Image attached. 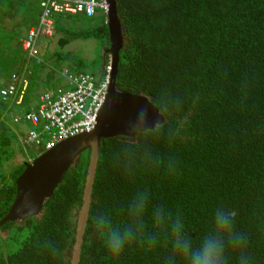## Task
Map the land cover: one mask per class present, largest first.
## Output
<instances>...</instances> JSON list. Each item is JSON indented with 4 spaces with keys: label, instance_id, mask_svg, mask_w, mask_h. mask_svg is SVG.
<instances>
[{
    "label": "trees",
    "instance_id": "obj_1",
    "mask_svg": "<svg viewBox=\"0 0 264 264\" xmlns=\"http://www.w3.org/2000/svg\"><path fill=\"white\" fill-rule=\"evenodd\" d=\"M45 1L30 21L14 10L7 16L13 0H0V92L18 82L22 40L42 18ZM115 10L122 38L116 90L144 96L162 119L133 136L101 139L78 264H163L170 245L152 210L181 215L196 237L218 204L237 211L235 227L247 237L252 264H264V0H115ZM98 13L102 19L94 24ZM60 14L66 15L50 16L55 33L41 57L23 68L28 88L22 104L13 103L6 115H20L21 134L42 128L24 115L37 112L45 92L62 89L53 87L57 72L62 81L66 71L103 79V69H72L80 66L68 48L75 39L97 36L106 61L105 15L96 10L84 20L88 28L75 29V23L69 33L68 19L77 14ZM21 23L26 32L16 39L11 31ZM33 72H39L36 79ZM1 98L0 116L9 104ZM13 135L0 122V220L25 167ZM88 163L89 149L76 157L37 214L0 226V264H70ZM140 191L150 199L146 234L159 233V243L136 240L115 256L95 222L108 215L114 226L129 223L128 204ZM229 255L235 264L237 252L230 249Z\"/></svg>",
    "mask_w": 264,
    "mask_h": 264
},
{
    "label": "water",
    "instance_id": "obj_2",
    "mask_svg": "<svg viewBox=\"0 0 264 264\" xmlns=\"http://www.w3.org/2000/svg\"><path fill=\"white\" fill-rule=\"evenodd\" d=\"M106 2L110 43L107 52L111 57V72L105 100L97 115L96 125L91 132L63 140L27 164L15 181L16 191L13 202L0 220L1 226L7 221L37 214L44 200L53 193L76 157L82 151L89 149L88 170L82 204L77 214L70 264H78L79 260L101 139L119 135L133 136L138 131L153 128L162 119L144 96L116 90L115 76L122 38L116 16L115 0H106Z\"/></svg>",
    "mask_w": 264,
    "mask_h": 264
},
{
    "label": "clouds",
    "instance_id": "obj_3",
    "mask_svg": "<svg viewBox=\"0 0 264 264\" xmlns=\"http://www.w3.org/2000/svg\"><path fill=\"white\" fill-rule=\"evenodd\" d=\"M107 12L101 11V13L105 15L104 20L106 24H107V19H106ZM57 14L60 13H53L52 15L57 16ZM77 15L82 16V14H77ZM86 18H90V17H86ZM40 22L41 19L38 21V24H35L29 28L26 37L28 36L31 30L37 29L39 27ZM53 23L54 22L52 20V29H53L52 37L55 33ZM41 28L43 29V31H45L44 26H42ZM42 42L45 43L50 42L49 37H47L44 34H40V37L37 43L35 44V48L37 50L35 55H30L29 53L25 52L22 48L23 52H25L24 54L25 60L23 58L21 59L22 61L21 66L23 68L24 67L27 68L28 60L30 59L38 60L41 57V55L43 54L42 51L46 47L43 46L42 49L39 50L38 46L41 45ZM109 48L105 49V52H107ZM108 65H110L111 67V57H108L104 63L103 72H102L103 78ZM20 73L22 74L23 72H19V75ZM21 79H22V75L18 78L17 80L18 82L16 83V85L11 86L14 88L13 93L8 94L7 96L1 98L2 100H8L9 104H7L4 113L1 114L0 122H4L7 125L11 124L13 128L10 127L9 125L8 126L11 129H13L17 137L22 140L24 146L38 148L40 152L37 156H39L40 154H42L43 152L49 149H45L43 145L41 146L31 145L25 141L27 133L30 130H35V129L27 130L24 134H21L22 131L21 133L19 132L20 122H21L20 115L12 113L9 120L5 116L6 111L11 110L13 103L16 105H21L23 102L24 94L26 93V90L28 88V80L27 79L21 80ZM63 82L67 83L65 78V73H64ZM9 88L10 87L8 86V88L6 87L5 90H9ZM40 102L42 103V97L40 99ZM27 114L24 115V117H26ZM14 127H16V129ZM89 132H85V133H89ZM35 158L27 159V161H25V166L27 164H30ZM149 209H150L149 196L146 191H140L133 196V198L128 204L127 211L131 219L130 222L124 225L123 227L114 226L111 218L108 215H104L103 217H100L96 220L95 223L97 230L104 236L105 247L113 255L115 256L120 255L125 249L126 245L136 240L146 239L153 246L159 243V239H160L159 233L146 234L145 231L146 228L145 215L149 211ZM151 215L154 223L161 224L164 226L165 236L168 239L170 245V247L167 250V254L164 258L163 264H233V259L229 255L230 249L237 252V255L235 256V264H252V254L247 250V237L244 233H241L236 230L235 225H236L237 211L233 208H230L224 204H218L214 206L208 218V222H207L208 227L206 228V230L201 232L196 237H193V235L186 229L184 219L179 214H173L169 212L166 208L160 207L152 210Z\"/></svg>",
    "mask_w": 264,
    "mask_h": 264
},
{
    "label": "built area",
    "instance_id": "obj_4",
    "mask_svg": "<svg viewBox=\"0 0 264 264\" xmlns=\"http://www.w3.org/2000/svg\"><path fill=\"white\" fill-rule=\"evenodd\" d=\"M42 5L45 8L39 27L31 30L22 41L23 50L30 55L37 52L35 44L40 34L52 37L50 16L53 13L82 14L91 17L96 10L103 12L108 10L106 0H46ZM42 26L45 27V31ZM110 71L111 67L108 65L100 82L87 74L66 71L67 83L73 84L75 88L58 90L56 93L48 92L42 96V103L37 112L28 113L26 116L34 126L42 122V128L39 131L30 130L25 141L50 149L62 140L91 131L104 103ZM13 90L14 88L10 87L9 90H2L0 94L5 97L13 93Z\"/></svg>",
    "mask_w": 264,
    "mask_h": 264
},
{
    "label": "rangeland",
    "instance_id": "obj_5",
    "mask_svg": "<svg viewBox=\"0 0 264 264\" xmlns=\"http://www.w3.org/2000/svg\"><path fill=\"white\" fill-rule=\"evenodd\" d=\"M16 1L17 0H13V2L10 4L7 16H9V14L12 12V10H14L16 12L21 13L22 17H26V18L30 19V21L37 18L38 11H39L38 5H39L40 0H23L18 4L16 3ZM60 15L64 16L66 14H57V17ZM8 19L9 18H7V21H6V28L8 26ZM101 19H102V17L99 13L97 15H94V17L92 18L94 24H98L100 22L99 20H101ZM84 20H89V19L84 18V17L79 16V15L69 17L68 24H66V30L69 31V33L73 32V29H74L73 27H74L75 23H76L75 29L77 27L88 28L89 25L87 23H85ZM54 29H55V25H54ZM25 32H26V28L24 27L23 23H21L16 29L11 31V33L14 35V37L16 39H18ZM47 44L48 43L42 42L41 45H39V46L43 47V46H46ZM101 46H102V43L100 42V40L97 36L95 38H90L89 40H86V41L80 40V39H75L73 42V47L71 49L68 48L69 49L68 51H70L69 54L74 58V61L77 64H79L80 68H77L74 65L72 67V69H75V70H78L81 72L88 71V72L93 73V74H98L103 69L104 63H105V61L102 60L103 54L101 53L102 52ZM19 67H20V72H22V71L24 72L23 67L20 65H19ZM61 67L62 66H60V65L58 66L59 69ZM58 68H57V71H59ZM60 73L61 72L56 73V77L60 80L57 82H53V87L60 86L64 90L74 89L75 86L73 84L64 83L62 81ZM47 75H48V73H47ZM38 76H39V72H33V78L34 79H36ZM10 111L11 110H7L5 113V116ZM17 111L18 110H16L15 112H17ZM8 125L13 128V126L11 124H8ZM14 128L16 129V127H14ZM11 130H13V129H11ZM13 133H14V131H13ZM13 136L15 137L14 140H16L18 142V146H19L21 152L23 151L22 153L24 154L25 161H27V159H30V158H35L39 154L40 150L38 148L26 147L22 143V140L19 139L16 134ZM11 168H12V170L14 169L13 167H11Z\"/></svg>",
    "mask_w": 264,
    "mask_h": 264
},
{
    "label": "bare ground",
    "instance_id": "obj_6",
    "mask_svg": "<svg viewBox=\"0 0 264 264\" xmlns=\"http://www.w3.org/2000/svg\"><path fill=\"white\" fill-rule=\"evenodd\" d=\"M24 71H25V70H24ZM23 73H24V72H23ZM23 73H22V74H23ZM22 74H20V75L18 76V78H19Z\"/></svg>",
    "mask_w": 264,
    "mask_h": 264
}]
</instances>
